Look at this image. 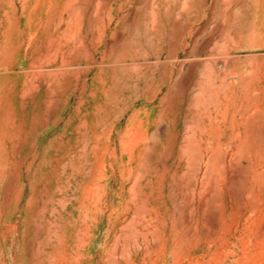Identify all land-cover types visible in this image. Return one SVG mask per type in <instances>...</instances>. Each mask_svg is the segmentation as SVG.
I'll use <instances>...</instances> for the list:
<instances>
[{"label": "rangeland", "instance_id": "rangeland-1", "mask_svg": "<svg viewBox=\"0 0 264 264\" xmlns=\"http://www.w3.org/2000/svg\"><path fill=\"white\" fill-rule=\"evenodd\" d=\"M263 121L264 0H0V264H264Z\"/></svg>", "mask_w": 264, "mask_h": 264}, {"label": "bare ground", "instance_id": "bare-ground-1", "mask_svg": "<svg viewBox=\"0 0 264 264\" xmlns=\"http://www.w3.org/2000/svg\"><path fill=\"white\" fill-rule=\"evenodd\" d=\"M183 63H185V62H183ZM187 64H188V63H187ZM187 64H186V65H187ZM189 64H190V63H189ZM182 65H183V64H182ZM182 65H181V66H182ZM186 65H185V66H186ZM189 68H190V67H188V69H189ZM190 70H191V69H190ZM207 72H208V71H207ZM208 76H209V75H208ZM208 76H207V77H208ZM206 79H207V78H206ZM207 83H208V82H207ZM220 86H222V85H218L219 88H220ZM245 86L247 87V85H245ZM216 87H217V86H216ZM209 88H210V87H209ZM209 88H208V89H209ZM211 88H212V87H211ZM209 90H210V89H209ZM216 90H218V89H216ZM242 90H243V89H242ZM245 90H247V89H245ZM245 90H244V91H245ZM212 91H213V90H212ZM247 91H248V90H247ZM247 91L243 92V94L245 93V95H247ZM207 92H208V91H207ZM213 94H214V91H213ZM207 95H209V94H207ZM215 95H216V92H215ZM215 95H213V97H214ZM245 97H246V96H245ZM245 97H243V98H245ZM224 99H225V98H224ZM214 100H215V98H214ZM242 100H244V99H242ZM245 100H246V99H245ZM214 102H215V101H214ZM225 104H226V103H225ZM219 105H220V102L217 104V106H219ZM239 105H240V104H239ZM241 105H242V103H241ZM241 105H240V106H241ZM242 106H243V105H242ZM242 106H241V107H242ZM238 107H239V106H238ZM224 109H225V107L223 108L222 111H220L219 108H217V110H216V111H218V114H221V115H220L221 117H224V115H225ZM242 109H243V107H242ZM255 109H256V108H255ZM257 110H258V108H257ZM258 111H259V110H258ZM260 111H262V110L260 109ZM243 112H244V110L242 111V113H243ZM257 113H260V112H257ZM254 114H256V112H255ZM240 115H242L241 112H240ZM256 115H257V114H256ZM258 115H259V114H258ZM262 115H263V114H262ZM250 116H251V115H250ZM253 116H254V115H253ZM253 116H251V117H253ZM260 116H261V114H260ZM260 116H259V118H260ZM255 117H256V116H255ZM259 118H258V119H259ZM255 119H256V118H255ZM260 119H261V118H260ZM256 120H257V119H256ZM245 121H246V119H245ZM257 121H258V120H257ZM257 121H256V122H257ZM243 122H244V121H243ZM251 122H252V121L250 120V125H249L250 127H251V124L253 123V122H252V123H251ZM259 122H260V120H259ZM244 123H245V122H244ZM263 123H264V121H263ZM246 125H247L246 127H248V122H247V121H246ZM253 125H254V124H252V126H253ZM254 126H255V125H254ZM260 126H261V125H260ZM250 127H248V128H250ZM257 127H258V125H257ZM248 128H247V129H248ZM259 128H260V127H258V129H259ZM261 128H262V127H261ZM245 129H246V128H245ZM247 129H246V130H247ZM251 129L253 130V128H251ZM255 129H256V128H255ZM262 129H263V128H262ZM262 129H261V130H262ZM248 130H249V129H248ZM261 130H260V131H261ZM249 131H250V130H249ZM253 131H254V132H253ZM253 131H252V132L250 131V132H251V134L253 133L252 135H254V134H255V135L252 136V135L250 134V135L252 136V138H251V136H250V138H251V139L249 138V139H250V142L248 141L249 144H251V148L248 149V148L246 147L245 150H244V152H246V149H248L247 151H249V150L252 149L251 151L254 152L253 154H256V153H259V150H258L259 147H258V145L260 144V143L257 144V142H258L257 139L259 138V139L262 140L263 135L261 136V132H260V135H259V134H258L259 132H257V129H256V130H253ZM263 131H264V130H263ZM245 132H246V131H245ZM250 132H248V133H250ZM256 132H257V133H256ZM246 133H247V132H246ZM246 133H245V135H246ZM263 133H264V132H263ZM258 135H259V137H258ZM237 137H239V134H235V133H233V135H231L230 140H231L232 142H234L235 138H237ZM243 137H244V136H243ZM245 137H246V136H245ZM245 137H244V138H245ZM247 137H249V136H247ZM247 137H246V138H247ZM260 137H261V138H260ZM244 138H241V139L238 141L237 145L235 146L237 152H240V151L242 150V148L244 147V145H245V146H248V145L246 144V142H245L246 138H245V140H244ZM230 140H228V141L230 142ZM199 141H200V140H199ZM246 141H247V140H246ZM259 141H260V140H259ZM214 142H215V147H211V146H209L207 142H205V144H206L207 146L211 147L213 150H214V149H215V150H218V149L220 148V143H219L218 141H214ZM260 142H261V141H260ZM262 143H263V142H261V144H262ZM261 144H260V145H261ZM249 147H250V146H249ZM251 151H250V152H251ZM237 152H236V153H237ZM250 152H247V153L250 154ZM248 154H247V155H248ZM210 156H211V155H210ZM211 157H212V156H211ZM211 157H210V158H211ZM208 158H209V157H207V159H208ZM211 159H212V158H211ZM211 159H210V160H211ZM210 162H211V161H210ZM212 162H213V160H212ZM205 179H206V178H205ZM206 182H207V181H206ZM201 183H202V182H201ZM239 184H240V183H239ZM239 184H238V186H239ZM232 188H233V187H232ZM95 197H97L96 194H95ZM112 264H114V263L112 262Z\"/></svg>", "mask_w": 264, "mask_h": 264}]
</instances>
